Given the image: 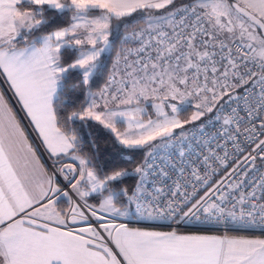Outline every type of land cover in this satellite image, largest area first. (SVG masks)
<instances>
[{"label": "snow or ice", "instance_id": "6c2138e0", "mask_svg": "<svg viewBox=\"0 0 264 264\" xmlns=\"http://www.w3.org/2000/svg\"><path fill=\"white\" fill-rule=\"evenodd\" d=\"M0 77L52 160L0 94V264H264L116 222L264 231V0H0ZM93 124L141 158L102 161Z\"/></svg>", "mask_w": 264, "mask_h": 264}, {"label": "trees", "instance_id": "16d2710c", "mask_svg": "<svg viewBox=\"0 0 264 264\" xmlns=\"http://www.w3.org/2000/svg\"><path fill=\"white\" fill-rule=\"evenodd\" d=\"M137 15V17H135ZM140 14L135 13L132 17L126 18L128 21H131V25L134 27L136 24L140 23ZM123 32V29H120L116 32V36L119 37ZM117 47L119 46V40L116 41ZM114 55V53L112 54ZM105 63L110 66L111 57H104ZM103 78H97L96 84L93 86V90L95 91L97 88L103 86ZM82 136L85 141L92 139L99 147V156L102 161L107 162L109 165L115 164L122 167L131 168L132 165L129 163L130 160H139L140 154L138 152H130L128 150H121V152L117 151L118 146L114 145L112 142V138L108 135V133L103 130L99 125L93 124L90 127H85L81 130ZM123 153V154H122ZM132 182V179L129 178V183ZM63 208H67V205L63 202L60 205ZM157 230V229H156ZM162 230V229H161ZM165 231V230H164ZM182 233H200L205 234L203 232L198 231H176ZM211 234V233H210Z\"/></svg>", "mask_w": 264, "mask_h": 264}, {"label": "crops", "instance_id": "0c3cea01", "mask_svg": "<svg viewBox=\"0 0 264 264\" xmlns=\"http://www.w3.org/2000/svg\"><path fill=\"white\" fill-rule=\"evenodd\" d=\"M0 94H3L12 107L14 113L17 116V119L20 121L22 127L25 130V133L28 137L29 143L32 144L36 151V155L39 158L40 162L44 164L46 167H48L47 162L52 164V160L49 158L48 153L46 152L41 139L39 138L37 132L35 131L34 127L31 125L30 120L27 118L26 114L23 112L21 105L17 102L15 96L13 95L12 90L10 89L8 83L3 77H0ZM123 221H126L127 219H122ZM121 221V220H119ZM131 228H138L141 230H147V231H163V232H168L171 230H167L165 228H162L161 226L157 227H151V226H129ZM157 229V230H156ZM162 229V230H161ZM165 230V231H164ZM178 234L181 235H218V234H200V233H182V232H177ZM233 235V234H229ZM237 236H243V235H237ZM249 239H262L257 236L253 237H248L244 236Z\"/></svg>", "mask_w": 264, "mask_h": 264}, {"label": "built area", "instance_id": "2783aa9c", "mask_svg": "<svg viewBox=\"0 0 264 264\" xmlns=\"http://www.w3.org/2000/svg\"><path fill=\"white\" fill-rule=\"evenodd\" d=\"M47 165L49 168H51L52 166V164H50L49 162H47ZM116 222L117 223L124 222L128 224V226H151V227L161 226L162 228L171 231H198V232H203L205 234L211 233V234L222 235L227 231L228 234L243 235L248 237L257 236L264 239V231H262L259 228L251 229L248 231H238L235 228L225 229L223 225H215L206 222H199L196 220H192L191 222H185L181 224H174V223H170L169 221H148V220H140L133 217L132 220H126V221L117 220Z\"/></svg>", "mask_w": 264, "mask_h": 264}, {"label": "rangeland", "instance_id": "374dc122", "mask_svg": "<svg viewBox=\"0 0 264 264\" xmlns=\"http://www.w3.org/2000/svg\"><path fill=\"white\" fill-rule=\"evenodd\" d=\"M139 14H140V16L142 15L141 13H139ZM140 16H139V17H140ZM135 17H137V15H136ZM132 219H133V217H132V218H129V219H127V220H132Z\"/></svg>", "mask_w": 264, "mask_h": 264}]
</instances>
